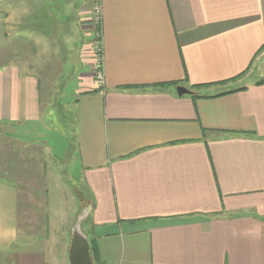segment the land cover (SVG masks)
<instances>
[{"label": "crops", "instance_id": "1", "mask_svg": "<svg viewBox=\"0 0 264 264\" xmlns=\"http://www.w3.org/2000/svg\"><path fill=\"white\" fill-rule=\"evenodd\" d=\"M96 1L0 0V264H69L66 163L96 264H264V0Z\"/></svg>", "mask_w": 264, "mask_h": 264}, {"label": "rangeland", "instance_id": "2", "mask_svg": "<svg viewBox=\"0 0 264 264\" xmlns=\"http://www.w3.org/2000/svg\"><path fill=\"white\" fill-rule=\"evenodd\" d=\"M96 4H97V1L94 0L93 6ZM72 23H73V21H72ZM69 29L71 32L73 29L72 25L69 26ZM78 43L79 42L77 41L75 43L76 46L69 47V52H68L69 63L64 64V68L62 69V71L60 73V79H59L60 87L62 85V90L65 89L66 99L70 98L69 94H71V91L74 88L75 83L77 84V82L76 81L74 82V80L72 78V76H74V74H75L74 69H72V64L74 62L73 65H75L76 67L79 64ZM45 138L49 141V144H51V146H52L51 147L50 145L49 146L47 145L48 151L47 150L43 151V154H42V158L47 163L48 161H50V159H49L50 152L57 151V150L59 151L61 149V147L63 146V144L60 140H58L60 138L57 135H55L54 133H51L48 137H45ZM50 140H51V142H54L57 144L52 145ZM30 141L31 140H29V142ZM6 142H7V139L0 138V150L1 151L3 150V152L0 153V173L1 174H2L3 166L5 163H7V162L14 163L15 168L19 164V160L15 157V154L11 155L8 151L4 150ZM65 144L67 146V142H65ZM45 145L46 144L44 142V146ZM28 149H29L28 151L31 155V156H29V158L31 157L32 158L31 160H33L34 162L38 161L37 162L38 168H41L40 163H39L40 159L38 158L39 154H36V151L40 150V146H38V145L36 146L35 143L30 142ZM37 158H38V160H37ZM69 164L71 165V163H69ZM47 166L48 167L50 166V168H52L54 170L52 164L48 163ZM62 168L64 169V171H62V173H61L60 180L55 178V176H56L55 174L53 175L51 171H48L47 182L51 183L52 191H53V186H54V188L56 189L57 197H59L63 201V205L66 208L67 213H69V216L71 215V217L69 219L70 224H69V226L66 227L67 234H68V245H67V250H68L69 241H70V229L73 226V224L75 223L77 215L81 211V208L84 207L83 204L81 205V202H80L79 198L77 197L76 192L74 191V187L77 188L79 191L83 190V188L81 186L82 183L79 181L80 177H81V173H80V169H79L78 165H75L72 167V166H68V163H66ZM53 193H54V191H53ZM56 195H54V197ZM89 224H90V218L89 217L87 220H85L81 223V227H82V230L84 233L86 232Z\"/></svg>", "mask_w": 264, "mask_h": 264}, {"label": "water", "instance_id": "3", "mask_svg": "<svg viewBox=\"0 0 264 264\" xmlns=\"http://www.w3.org/2000/svg\"><path fill=\"white\" fill-rule=\"evenodd\" d=\"M176 92L179 95L191 94L192 91L185 86H177ZM91 205H86L81 208L77 215L76 221L70 229V241L67 250V260L69 264H93L90 255V245L83 232L81 223L89 216Z\"/></svg>", "mask_w": 264, "mask_h": 264}, {"label": "trees", "instance_id": "4", "mask_svg": "<svg viewBox=\"0 0 264 264\" xmlns=\"http://www.w3.org/2000/svg\"><path fill=\"white\" fill-rule=\"evenodd\" d=\"M96 39H99V37L97 36ZM262 48H264V44L261 46V49ZM191 88L192 89H196V88H198V85H193ZM192 95H193V97H196V96L198 97L199 96V95H197L195 93H193ZM82 188H83V190L79 191L77 188L74 187V191L76 192L77 197L79 198V200L81 202V205L83 204L84 206H86V205L89 204V205H91V208H92L93 203H92V200L90 199V196L88 194V191L83 186H82ZM88 217L85 220H87ZM89 245H90V255H91V258L93 260V264H96V261H97V253H96L95 246L92 244V241H89Z\"/></svg>", "mask_w": 264, "mask_h": 264}, {"label": "built area", "instance_id": "5", "mask_svg": "<svg viewBox=\"0 0 264 264\" xmlns=\"http://www.w3.org/2000/svg\"><path fill=\"white\" fill-rule=\"evenodd\" d=\"M93 8L94 21L99 22L101 19L100 5L97 3ZM96 80L99 86L103 85V73L101 70L100 59L97 60Z\"/></svg>", "mask_w": 264, "mask_h": 264}]
</instances>
